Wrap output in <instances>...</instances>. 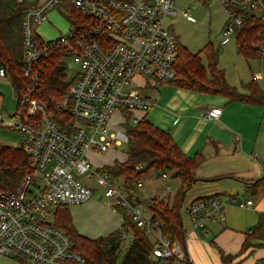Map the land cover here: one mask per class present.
Masks as SVG:
<instances>
[{"label": "built area", "instance_id": "2783aa9c", "mask_svg": "<svg viewBox=\"0 0 264 264\" xmlns=\"http://www.w3.org/2000/svg\"><path fill=\"white\" fill-rule=\"evenodd\" d=\"M33 1L35 6H29L22 17L23 76L28 86L17 98L15 112L8 117L0 114V125H8L22 136L20 148L33 174L23 176L14 191L0 189V256L22 258L24 264H84L69 236L54 225V212L58 206L83 205L99 191L100 200H107L115 210L122 209L152 240V257L164 263L193 264L179 244L163 235L141 204L142 181L126 185L102 171V166L92 167L88 158L90 153L101 155L127 145L130 136L122 124H136L156 103L144 92L174 80L176 37L165 25L167 18L176 15L174 0ZM216 1L227 17L221 47L243 25L257 18L264 23V0ZM65 6L80 20L71 19ZM55 8L68 18L69 27L65 34L45 41L36 29ZM182 15L191 19L186 11ZM56 49L65 50L76 68L58 104L68 117L64 127L31 98L40 82L38 63ZM255 49L263 60L264 43ZM0 76L5 77L3 69ZM133 84L137 91L132 90ZM138 113L143 116H136ZM116 114L121 116L119 123L113 120ZM219 115L220 109L213 108L205 118ZM229 201L242 209L251 205V201L238 202L234 197ZM223 207L219 197L207 196L193 200L185 211L196 229L217 218L223 220ZM122 236L128 238L129 233Z\"/></svg>", "mask_w": 264, "mask_h": 264}, {"label": "trees", "instance_id": "16d2710c", "mask_svg": "<svg viewBox=\"0 0 264 264\" xmlns=\"http://www.w3.org/2000/svg\"><path fill=\"white\" fill-rule=\"evenodd\" d=\"M35 4L33 0H0V69H3L12 88L16 107L17 98L28 86V80L23 76L22 17L24 11ZM65 10L71 19L80 20L72 8L65 6ZM233 39L238 52L245 59H259L255 58V45L264 43V23L257 18L252 24L243 25L235 31ZM176 44L177 55L173 64L175 78L166 85L187 91L222 95L229 102L264 107V91L254 79L243 85L246 93H240L227 84L211 44L197 53L188 51L179 44L177 38ZM200 54L205 58V64ZM68 57L65 50L56 49L39 62L40 82L36 91L31 94V98L44 106L54 122L62 127L67 126L68 117L58 104L66 95L69 86ZM259 60L264 62V59ZM122 127L130 136L125 158L115 159L111 164L102 166L101 170L113 179L124 180L129 186L141 180V177L144 178L153 169L161 171V174L172 172L174 176V171H177L180 174L177 176L180 178V186L171 205L166 200L153 199L147 204V210L151 220L158 222L163 235L182 248L186 238L181 219L182 202L187 191L197 181L196 172L204 158L201 153L193 156L183 154L169 133L158 129L145 118L136 124L127 121ZM27 174H33V170L20 146L12 148L0 144V189L14 191L20 179ZM69 209L66 206L55 208L54 225L69 236L73 250L82 256L84 264H174L172 261L164 263L152 257V240L136 227L122 209H116L123 219L120 228L95 239L87 238L77 231ZM123 232L130 234L131 241L120 256V244L125 239ZM261 246H264L262 217L246 235L238 255L251 247ZM236 257L237 255H225L220 251L221 264H230ZM14 262L24 264V259L14 258Z\"/></svg>", "mask_w": 264, "mask_h": 264}, {"label": "crops", "instance_id": "0c3cea01", "mask_svg": "<svg viewBox=\"0 0 264 264\" xmlns=\"http://www.w3.org/2000/svg\"><path fill=\"white\" fill-rule=\"evenodd\" d=\"M261 89L264 91V88ZM132 90L137 91V85L133 84ZM153 91L154 88H147L144 93L154 98L151 94ZM181 91L186 94L175 95L169 100V106H160L155 97L157 105L155 103L143 118L152 113L159 115L156 125H153L169 133L183 154L193 156L201 153L204 158L196 172L197 181L185 194L181 212L193 200L202 197L217 196L224 203L223 220L217 218L196 229L190 223L185 227L182 224L186 231L182 249L193 264H221L220 251L225 255H237L230 264H264V246L251 247L238 255L246 235L260 217L264 220V107L229 102L222 95ZM3 103L4 100L1 102L0 114L5 113L6 117L12 115L3 109ZM213 108L220 109L219 117L206 119L207 111ZM255 109H262L261 116ZM136 116L141 117L143 114L138 113ZM164 175L176 182L173 196L169 197V186H166L167 194L159 196L146 194L142 187L141 204L147 207L153 199H166L171 205L180 186V178H172V172ZM230 197L243 203L251 201V205L244 209L233 206ZM83 206L90 210L91 215H97L102 209L94 200L78 207ZM107 208L109 223L99 231L81 232L76 222H73L74 227L90 239L106 236L119 229L123 223L122 215L111 206ZM128 238L131 240L130 234ZM5 259H9V262L3 264H17L13 258Z\"/></svg>", "mask_w": 264, "mask_h": 264}, {"label": "rangeland", "instance_id": "374dc122", "mask_svg": "<svg viewBox=\"0 0 264 264\" xmlns=\"http://www.w3.org/2000/svg\"><path fill=\"white\" fill-rule=\"evenodd\" d=\"M174 4L176 15L167 18L165 25L172 30L179 44L192 53H197L206 45L211 44L218 56V67L224 71L227 84L229 86L235 87L240 93L246 92V90L243 88V85L250 82L252 79L256 81L258 86L264 88V62L260 61L259 59H245L242 53L237 52L234 39L222 47L219 45L221 40V30L227 21V17L224 9L218 1L174 0ZM184 11H186L189 16H191V19H187L182 15ZM256 13H259V11ZM68 23V18L55 8L49 13L48 20L37 27L36 31L43 40H54L59 37V35L65 34L67 32L69 27ZM200 56L203 60V63L205 64V58L202 54H200ZM255 58H258V56L256 55ZM67 66L68 79L70 80L76 71V68L70 59L67 60ZM138 83L140 82L138 81ZM192 93L193 92H191V94ZM151 94L157 98L158 103L160 102V106H169V100H171L175 95L186 93L182 92L177 86L165 85L164 87L157 86L154 88V91ZM192 96H195L194 93ZM183 98L185 100V97ZM2 100H4L3 109H5V111L8 113H14L16 110V100L14 98L9 81L6 78H0V109L2 107ZM255 110H257L259 116H261L262 109ZM2 115L5 116V113H2ZM158 116L159 115L152 113L145 119L150 123L155 124L158 120ZM113 120L116 123H119L121 122V116L116 114ZM263 123L264 122H262V125ZM21 142L22 136L19 132L15 131L8 125L2 124V126H0V144L7 147L18 148ZM127 150L128 146L123 144L122 146L110 149L101 155L90 153L88 158L92 167H100L111 164L114 159H124ZM174 172L175 176L180 175L177 171ZM161 173V171L153 169L146 176H144V178L141 177L143 191L146 194L148 193L150 196L165 195L167 194L166 186H169V197H172L175 192L174 189L176 182L175 180L173 181L170 179L168 175L165 178H162ZM164 173L167 174L168 172ZM175 176H172V178L177 179ZM100 194L101 193L98 191L97 195L94 197V199H92V201L94 200L96 204L102 207L97 215H91L90 210H86L85 206L82 208L78 206L70 207L69 210L72 220L73 222H76L78 229L81 230V232H96L99 231L103 225L109 223L107 207L110 206L107 204V200L98 201ZM181 219L184 227L189 224L185 210L181 212ZM130 241V238H125L121 242L119 252L120 256L128 247ZM5 261L9 262V259L0 257V264H3Z\"/></svg>", "mask_w": 264, "mask_h": 264}, {"label": "water", "instance_id": "95a60500", "mask_svg": "<svg viewBox=\"0 0 264 264\" xmlns=\"http://www.w3.org/2000/svg\"><path fill=\"white\" fill-rule=\"evenodd\" d=\"M237 52H238V50H237ZM100 199H101V198L99 197L98 200H100Z\"/></svg>", "mask_w": 264, "mask_h": 264}]
</instances>
